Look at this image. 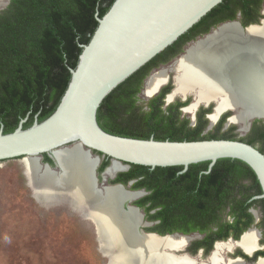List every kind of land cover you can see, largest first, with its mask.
Instances as JSON below:
<instances>
[{
  "label": "trees",
  "instance_id": "trees-1",
  "mask_svg": "<svg viewBox=\"0 0 264 264\" xmlns=\"http://www.w3.org/2000/svg\"><path fill=\"white\" fill-rule=\"evenodd\" d=\"M115 1L10 0L7 8L0 12V129L3 125L5 134L14 132L23 119L28 118L24 124V129H28L35 121L41 123L56 111L71 80L70 68L77 67L83 51L82 45L89 44L99 25L97 17L102 18ZM256 2L261 5L262 0H224L214 8L172 46L105 98L97 113L100 127L112 135L134 139L149 140L153 137L157 141L173 142L227 139L254 146L258 138L251 137L246 142L244 139H237L235 134L221 133L225 118L219 121L214 132L208 134H203L209 122L202 115H198L197 124L191 126L189 119L181 118L179 110L180 106H186L189 101L178 107L170 104L165 108V98L173 89L172 85L144 105L138 104V96L143 89L144 80L158 66L157 61L162 58L169 61L182 53L186 43L195 37L186 40L190 33L219 13L232 10L230 19H233L240 9L247 11L249 4ZM234 3H240V6L232 9ZM171 51L173 53L166 56ZM259 137L264 145V133ZM108 164V161L105 162L102 169ZM208 165L209 162L191 165L189 171L177 176L180 180L194 178L188 184L191 189L187 201L188 215L189 222L193 217L202 221L206 226L200 228V231L213 236L211 245L205 248V256L209 255L216 241L230 238L239 240L254 225V217L249 212L252 207L260 208L263 213L258 228L264 235V200H253L255 196L262 194L255 172L243 161L221 159L210 173L200 174ZM181 169L183 168L167 167L152 170L131 165L129 172L123 175L127 178L144 176L165 181L170 171ZM201 177L205 182L219 181V186L199 185L201 182H196V179ZM158 186V192H165L164 183ZM207 189H215V193L220 191L224 196L208 198L205 196ZM197 194L201 197L198 198ZM157 202L152 207H164L165 201ZM226 214L233 217V220H224ZM213 228H217V231ZM196 229L194 227L190 231ZM238 255L255 261L259 256L264 257V250L257 252L253 258L242 252Z\"/></svg>",
  "mask_w": 264,
  "mask_h": 264
},
{
  "label": "water",
  "instance_id": "water-1",
  "mask_svg": "<svg viewBox=\"0 0 264 264\" xmlns=\"http://www.w3.org/2000/svg\"><path fill=\"white\" fill-rule=\"evenodd\" d=\"M223 1L116 0L102 18L97 17L99 25L89 44L82 45L83 51L77 67L70 68L71 80L56 111L41 123L35 121L28 129H24L28 118L23 119L19 127L9 134H5L4 126H1L0 162L25 157L42 159L43 155H51L59 148L77 143L91 154L101 155L95 156L99 162L102 158L110 160L111 164L117 162L121 166V172L130 169L131 165H138L152 170L182 167L184 173L191 165L209 162L212 169L218 160L237 159L246 163L260 182L262 194L255 196L253 200H264V154L252 145L227 139L173 142L157 141L153 137L149 140L120 137L104 131L97 119L98 110L108 95L172 46ZM262 14L264 15V4ZM227 24H235L242 32H247L250 28H262L264 19L261 20V25H249L244 28L235 21ZM161 89L162 87L158 93ZM173 91L174 89L167 95V101ZM188 97L182 98L183 101ZM193 104L194 101L184 108V111ZM212 104L207 103L205 106ZM201 106L198 105L191 115L193 124L195 114ZM229 111L233 113L232 110ZM211 115H208V118ZM232 117L233 115L227 119L226 125H229ZM219 118L220 116L213 126L209 120V128L214 127ZM255 120L264 122V118H255L250 121L248 130ZM55 162L59 166L56 160ZM115 176L116 174L110 178L114 179ZM95 180L97 186V173ZM104 180L106 182L108 178L105 177ZM135 200L125 202L123 206L139 212L143 222V212L131 205ZM143 226L150 227L148 223ZM139 230L143 235L159 240L181 236L148 232L142 226ZM181 237L192 238L184 235ZM229 240L238 241L232 238ZM258 251L260 250L245 254L253 257ZM177 253L194 258L187 254L185 247ZM117 255L118 250L114 258ZM129 259L127 255L126 260ZM237 259L246 262L241 257Z\"/></svg>",
  "mask_w": 264,
  "mask_h": 264
},
{
  "label": "bare ground",
  "instance_id": "bare-ground-1",
  "mask_svg": "<svg viewBox=\"0 0 264 264\" xmlns=\"http://www.w3.org/2000/svg\"><path fill=\"white\" fill-rule=\"evenodd\" d=\"M9 1L0 0V10ZM170 73L176 75V88L168 101L177 95L183 98L194 95V104L185 110L190 114L198 105L218 102L215 113L209 117L211 126L222 113L232 110L230 122L247 131L250 121L264 118V24L247 32H242L235 24L221 26L193 43L171 66L155 72L147 80L143 95L147 99L156 95ZM72 145L51 154L59 165L57 170L44 166L38 157L23 158L25 174L29 183L36 186L34 193L39 200L45 202L66 194L69 203L79 207L95 224L100 247L111 254L119 250L116 261L111 264H198L182 258L188 256L176 257L182 248L181 239L159 240L143 235L139 230L142 216L123 206L136 196L121 188L98 190L95 177L99 160L80 144ZM110 167L107 171L111 177L121 170L117 162ZM246 233L242 241L218 243L210 264H224V255L234 247L243 248L246 254L259 250L261 233L256 229ZM168 250L173 252L172 256L168 255ZM127 255L129 260H126ZM230 261L228 264L245 263L240 259ZM259 264H264V260Z\"/></svg>",
  "mask_w": 264,
  "mask_h": 264
},
{
  "label": "flooded vegetation",
  "instance_id": "flooded-vegetation-1",
  "mask_svg": "<svg viewBox=\"0 0 264 264\" xmlns=\"http://www.w3.org/2000/svg\"><path fill=\"white\" fill-rule=\"evenodd\" d=\"M257 1H259V0H257ZM263 4H264V0H262L261 5H259L258 2L253 3V4H249L248 8H246V9H248L247 11L240 9V11H238L236 13V17L233 19H230L231 15H232V10L229 12L219 13L216 16L212 17L208 22H206L204 25H202L198 30H196L192 34L191 33L189 34V36L186 38V40L188 38L193 37V36H195V37H194V39H191L190 41H188V43H186V45L184 47V51L182 53L177 54L176 56L172 57L169 61H167L168 59H166L164 61L165 58H162V59L157 61L158 66L154 67L151 70L150 74L146 77V79L144 80V86L146 85L147 80L155 72H158L164 68H168L169 66H171L174 61H176L178 58H180L181 56H183V54L186 53V50H187L186 47L188 45H190L193 42L195 43V41L196 40L198 41L199 38L205 37L207 34L211 33V31H213V29H217L220 26L225 25L227 23H231L233 21L238 22L240 24V26L243 28L247 27L249 25H257V24L261 25V20H263L262 17L264 16L262 14ZM239 6H240V3H234L232 5V9H235ZM208 29H209V31L207 32ZM173 52H174V50H173ZM173 52L172 51L169 52L166 56H170V54ZM174 75H173V73L168 74V79H167L166 84L162 86L161 91L157 95H159L162 91L163 92L167 91L168 88L170 87V85L174 84V82H173V84H171L172 79L176 78V75L175 76ZM144 86H143V88H145ZM172 90H171V92H172ZM142 92H143V89H142L141 93ZM167 95L165 98V103H166L165 108L167 106H169L170 104H174L176 107H178L181 103H184V102L189 101L190 103H192L191 99L189 97L187 98L186 101H183L182 98H181V100L176 99V97H175L174 99H176V100H173L172 102L168 103ZM156 96H154V97H156ZM154 97H152L151 99H153ZM151 99H149V100H151ZM149 100H147V102ZM190 103H188L186 106H180L179 107V110L181 111V113L182 112L185 113L184 108L188 107V105H190ZM214 103L215 102H213V104ZM215 105H217V107H218V102H216ZM144 109L147 110V107H144ZM213 112H214V106L210 105L209 107H206L205 105H202V107H200L195 114V124H193V120H192L193 126H195L197 124L198 115H199V117L202 115L204 118H206L209 121L210 119L208 118V115L213 114ZM232 115H233V113L230 112L229 110H227L224 113H222V115L220 116L217 124L219 123V121L221 119L225 118V122L222 126V129L220 130L221 133L235 134L237 139H244V140H246V142L250 141L251 137L256 138V139L258 138L259 140L254 143V147H256L260 152L262 151V153L264 154L263 148L258 146V144L262 143V141H261L262 139H260L259 136H261V134L264 133V122L260 121V120H255L252 123V126L250 127L249 130L247 129V131H243L239 124H235V123L230 122L229 125H226L227 119L229 117H231ZM181 118H184L183 115L181 116ZM184 119H187V118H184ZM190 125H191V122H190ZM207 128L209 130L212 129V128H209V126ZM242 132H244V133H242ZM237 133H239V136ZM203 134H206L205 131ZM70 146L72 147L73 145H70ZM85 152L87 153V151H85ZM87 154L90 156L89 153H87ZM96 155H99V154H97V153L92 154L93 157H95ZM99 156H101V155H99ZM92 159H94V158H92ZM48 160H50V161H48ZM107 161L109 162L108 166L105 167L104 169H102L103 164ZM41 163L44 166L49 165L54 170L58 169V166L55 162V159L50 154L43 155L42 159H41ZM94 164H95V162H93V165ZM111 165L112 164H111L110 160H107L106 158H102L101 162L99 163L98 167L96 168L97 188L103 189L107 186L114 187V188L122 187V190L125 191L127 194L135 195L136 198H134V199H136V200L134 202H132L131 205L138 207L143 212L144 216H143L142 228L145 231L155 232V233H158L161 235L179 234L181 236L182 235L192 236V238L191 237L190 238L189 237L188 238L187 237H181V236L173 237V238L181 239L182 240V246L181 247L182 248L185 247L187 254L194 257L192 259H190L188 257H182V258L194 260L198 264H210V258L212 256V254L215 252L217 243H220V242L228 243L227 241H229V239L226 241H216L214 243L213 249L210 251L209 255L205 256V248H207L211 245V239L213 238V236L210 237L209 235H207V233H203L202 231H200V228H203L206 226V225H203L202 221H200V220H198L192 216L194 218V220H193V218H191L190 222H189L187 201H188L189 196L191 195V193H189V191L191 189L188 188V184L193 182L194 178L189 177L187 179H181V180L179 178H177V176H180L181 174L185 173V172L182 173L183 169H181L179 171H170L168 173V176L166 177L165 181L157 180L154 177L146 178L144 176L127 178L123 174L128 173L130 169H128L127 171L116 172L115 173L116 176L114 177V179H111L110 178L111 175H109V173L107 171V169ZM213 168L210 169V163H209L208 168L206 170L200 171V174H208L213 170ZM189 170L190 169L188 168L187 171H189ZM105 177L108 178V180L106 182L104 180ZM161 182L165 184V188H166L165 192H162V190H160V192H158V190L160 189V186H158V185L162 184ZM196 182H198V183L201 182V184H199V185L204 184V185H209V186H214V187L219 186V181H206L205 182L202 179V177L197 178ZM246 184H248V181H246ZM105 189H113V188H105ZM221 191H224V190H221ZM222 195H223V193H221L220 191L215 193V189H212V190L207 189V193L205 194L206 197L211 198V199L220 198ZM192 196L195 197L194 194ZM197 196H198V198L201 197V195H198V194H197ZM157 201H165L164 207H162V205L152 207L153 205L158 204ZM249 212L253 215L254 221H255L254 225L249 229L250 230L256 229L259 231V233H261L260 234V240H259L258 244L260 246L259 250L263 251L264 250V244L262 242L264 241V235H263L262 230L260 228H258V224L260 223V221L263 217V213L261 212L260 208H255V207H252L249 210ZM83 214H84V219H86L88 221L90 220L91 223L93 224V221L91 219L87 218L84 212H83ZM138 214H139V216H142L139 212H138ZM217 219H218V217H217ZM217 219H215V220H217ZM225 219H229L230 221H232L233 217H230L229 215L226 214L224 216V220ZM140 220H141V217H140ZM210 220L211 219H208V221H210ZM144 223H148L150 225V227L149 228L144 227L143 226ZM94 225H93V227H94L95 233L97 235V231H96V228ZM194 227H196L197 229L190 231L191 228H194ZM249 229L245 232H249L250 231ZM213 230L217 231V228H213ZM243 237L242 238L240 237L239 241H242ZM235 248H237V247L232 248L230 251H228L224 255V257H223L224 264H228L229 262H232V261H230V259H237V258L241 257L240 255H238L239 252H242L243 254H245L243 251L244 250L243 248L239 247V248H241V250H235ZM196 249H197V251H196ZM230 252H232V253H230ZM167 253H169L168 255H171V256L173 255V252L171 250H168ZM255 254L253 255V257L255 256ZM176 255H178V256H176L177 258L181 257V256H179V253H176ZM227 255H228V257H226ZM202 257L207 258V260L202 259ZM253 257H251V258H253ZM244 260L246 261L244 264H259L261 262V260H264V257L259 256L255 261H250L247 259H244Z\"/></svg>",
  "mask_w": 264,
  "mask_h": 264
},
{
  "label": "rangeland",
  "instance_id": "rangeland-1",
  "mask_svg": "<svg viewBox=\"0 0 264 264\" xmlns=\"http://www.w3.org/2000/svg\"><path fill=\"white\" fill-rule=\"evenodd\" d=\"M171 84L175 89V79H172ZM193 96H189L191 102L194 101ZM181 98V95L176 96V99ZM147 100L143 92L140 93L138 104L144 105ZM212 106L215 108V104ZM182 115L193 126L191 114L182 112ZM215 128H207L205 133H211ZM258 146L264 148L262 143ZM23 163V158L0 162V264L115 262L113 254L117 250L111 254L100 247L94 224L84 219L79 207L69 203L66 194L61 193L45 202L36 197V186L29 183ZM202 259L207 260L204 257Z\"/></svg>",
  "mask_w": 264,
  "mask_h": 264
}]
</instances>
